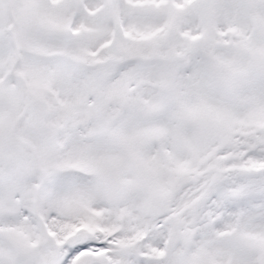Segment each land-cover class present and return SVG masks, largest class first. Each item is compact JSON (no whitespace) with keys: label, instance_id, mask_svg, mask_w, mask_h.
Returning <instances> with one entry per match:
<instances>
[{"label":"snow or ice","instance_id":"snow-or-ice-1","mask_svg":"<svg viewBox=\"0 0 264 264\" xmlns=\"http://www.w3.org/2000/svg\"><path fill=\"white\" fill-rule=\"evenodd\" d=\"M0 264H264V0H0Z\"/></svg>","mask_w":264,"mask_h":264}]
</instances>
